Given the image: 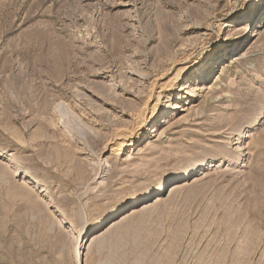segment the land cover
<instances>
[{"label":"rangeland","instance_id":"1","mask_svg":"<svg viewBox=\"0 0 264 264\" xmlns=\"http://www.w3.org/2000/svg\"><path fill=\"white\" fill-rule=\"evenodd\" d=\"M262 101L264 0H0V264H264Z\"/></svg>","mask_w":264,"mask_h":264},{"label":"bare ground","instance_id":"2","mask_svg":"<svg viewBox=\"0 0 264 264\" xmlns=\"http://www.w3.org/2000/svg\"><path fill=\"white\" fill-rule=\"evenodd\" d=\"M246 31H247V28L243 24H238L236 27H234L233 31H231L229 33V37H233L234 40L235 39H239V38H241L243 35H245L247 33ZM229 43H231L232 45L234 44L233 41H231ZM172 109L175 110L176 109V105H172ZM143 131H145L144 128L140 131V133L143 132ZM138 138H139V136L137 135L136 137H134L133 139H131L129 141H123L122 143H119V147H120L119 149L120 150H123L124 148H129V147L135 146L136 145V142L138 141ZM183 186H184V182L183 181L182 182L180 181V182L173 183L172 185H170L168 187V189L170 190L168 195H172L174 192L182 189ZM45 192L48 195L51 194L50 191H48V190L45 191ZM156 198L157 199H155V202H159V201L162 200V198L160 196H157ZM135 212H137V211H134V208H131L128 211H126L125 213H123L122 215H120V219H117L118 221H115V220L110 221L108 223V225H106L104 227V229H102L103 233H106V232H108V231L116 228V226L118 225V222H121V221L130 219V217L132 215H134ZM91 236H92L91 237L92 239L90 240L89 245H92L93 243H95V241L98 238V235H96V236L95 235H91ZM89 251H90V249H89Z\"/></svg>","mask_w":264,"mask_h":264},{"label":"snow or ice","instance_id":"3","mask_svg":"<svg viewBox=\"0 0 264 264\" xmlns=\"http://www.w3.org/2000/svg\"><path fill=\"white\" fill-rule=\"evenodd\" d=\"M247 10H248V6L246 5L245 6V11H247ZM241 22H243V21H241ZM262 106H264V101H262ZM261 119H264V115L261 116Z\"/></svg>","mask_w":264,"mask_h":264}]
</instances>
